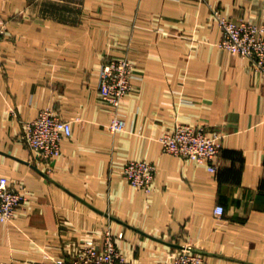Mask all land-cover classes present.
<instances>
[{
  "label": "crops",
  "instance_id": "obj_1",
  "mask_svg": "<svg viewBox=\"0 0 264 264\" xmlns=\"http://www.w3.org/2000/svg\"><path fill=\"white\" fill-rule=\"evenodd\" d=\"M214 10L264 26V0H0V176L26 195L0 222V264H69L107 230L134 264L179 245L210 264H264V74L221 48ZM124 57L135 78L115 110L100 71ZM46 108L72 121L50 164L22 138ZM115 114L124 131L110 130ZM178 124L221 134L217 175L164 151ZM134 160L156 166L151 193L126 179Z\"/></svg>",
  "mask_w": 264,
  "mask_h": 264
},
{
  "label": "built area",
  "instance_id": "obj_2",
  "mask_svg": "<svg viewBox=\"0 0 264 264\" xmlns=\"http://www.w3.org/2000/svg\"><path fill=\"white\" fill-rule=\"evenodd\" d=\"M213 16L222 30L220 46L233 56L245 57L254 62L255 69L264 74V26L237 22L223 16L218 10ZM5 29H0V38ZM135 65L127 58H112L105 62L100 71L99 91L104 101L118 110L123 99L132 91ZM23 140L48 164L62 156V142L72 136V121L64 119L52 108L42 110L39 116L23 126ZM126 129V122L117 114L111 120L113 133ZM221 134L204 127L178 124L173 130L164 132L160 138L164 151L197 163L213 174L218 173V159L222 152ZM124 175L137 190L151 193L156 176V166L146 160L130 161ZM26 200L24 192L11 186L7 177H0V222L13 220L20 206ZM222 207L215 209V215L222 217ZM123 233L114 235L110 230L101 237L84 239L73 253L69 264H134L121 252L117 241ZM65 264V261H58ZM162 264H210L206 257L191 247L175 251Z\"/></svg>",
  "mask_w": 264,
  "mask_h": 264
},
{
  "label": "rangeland",
  "instance_id": "obj_3",
  "mask_svg": "<svg viewBox=\"0 0 264 264\" xmlns=\"http://www.w3.org/2000/svg\"><path fill=\"white\" fill-rule=\"evenodd\" d=\"M5 29V33H4V35H2V37L0 38V42H2L3 40H4V38H5V35H6V28H7V25L5 24V23H0V29ZM0 65H1V59H0ZM26 123V122H25ZM24 123V124H25ZM0 177H6V176H0ZM11 186H12V184H11Z\"/></svg>",
  "mask_w": 264,
  "mask_h": 264
},
{
  "label": "water",
  "instance_id": "obj_4",
  "mask_svg": "<svg viewBox=\"0 0 264 264\" xmlns=\"http://www.w3.org/2000/svg\"><path fill=\"white\" fill-rule=\"evenodd\" d=\"M178 248H180V249H183V248H185L184 246H181V245H179V246H177ZM192 250H193V248H191Z\"/></svg>",
  "mask_w": 264,
  "mask_h": 264
}]
</instances>
